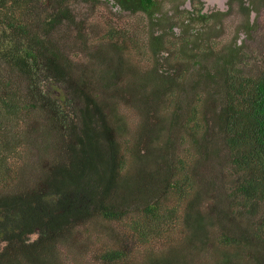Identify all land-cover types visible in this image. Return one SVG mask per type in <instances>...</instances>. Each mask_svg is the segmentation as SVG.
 Wrapping results in <instances>:
<instances>
[{"label":"trees","instance_id":"1","mask_svg":"<svg viewBox=\"0 0 264 264\" xmlns=\"http://www.w3.org/2000/svg\"><path fill=\"white\" fill-rule=\"evenodd\" d=\"M71 1L0 0V264H61L55 249L78 227L99 219L122 220L133 208V212L144 210L147 215L146 222L138 220L130 225L140 241L153 236L160 239L170 231L168 218L160 214L159 202L169 189L178 190L182 201L189 203L184 225L192 224L188 228L194 237L206 236L209 226L218 227L223 249L214 264H233L234 258L245 252L239 249L243 245L248 252L238 260L264 264V60L257 76H241L237 44L218 63L219 72L208 75L210 81L219 84L218 90L207 89L208 100L223 103L216 115L228 149L224 162L233 169L235 181L230 192L222 191L216 204L204 214L199 209L202 197L198 193L190 196L194 180L189 175L182 176L175 185L169 180L171 188L164 193L157 189L155 175H163L165 166L172 164L167 155L150 161L152 172L143 177L138 192L122 182L120 175L126 164L117 137L124 124L114 113H107L109 103L92 88L93 76L73 79L70 59L53 40L60 27L77 25ZM107 1L121 12L144 14L151 27L161 21L159 0ZM186 14L200 22L209 19L202 9ZM169 30L173 32V27ZM109 36L113 38L114 34ZM162 38L153 35L158 49ZM183 40L189 43L187 47L197 45V41L190 44L188 37ZM95 47L98 64L110 69L105 70L107 83L101 85L105 94L123 76L121 68L126 60L118 57L116 50L110 53L107 45L105 49ZM156 58L154 80H147L151 94L147 102L159 106L178 84L169 66L170 53L159 51ZM126 96L137 102L135 89H127L123 100ZM142 102L146 103L144 97ZM41 113L50 122L41 134L44 144L39 140L30 144L21 127L38 120ZM181 118L183 115L175 111L169 120L178 123ZM186 126L184 123L180 128L186 130ZM140 144L137 142L136 149ZM31 145L43 148L40 162L51 161L37 177L27 174L23 167ZM120 191L129 195L122 196ZM122 259L117 250L101 257L103 264H130L121 263ZM141 264L197 263L177 249L161 256L148 255Z\"/></svg>","mask_w":264,"mask_h":264},{"label":"rangeland","instance_id":"2","mask_svg":"<svg viewBox=\"0 0 264 264\" xmlns=\"http://www.w3.org/2000/svg\"><path fill=\"white\" fill-rule=\"evenodd\" d=\"M212 1L191 0L196 12L202 9L209 14L208 21L200 22L185 13L190 7L189 0H159L157 8L161 21L151 27L144 14L121 12L107 0L91 3L72 0L69 6L77 25L70 29L60 27L53 34V40L71 61L68 65L71 66L73 79L93 76L92 88L101 100L109 103L107 113H114L124 124L117 137L126 164L120 175L122 182L138 192L143 177L152 172L150 161L167 155L172 164L165 166L163 175H155L157 189L164 193L171 188L169 180L175 185L182 176L189 175L194 180L191 186L194 191L190 196L192 198L194 193H198L202 197L199 209L204 214L216 204L222 191L230 192L235 181L233 169L224 162L228 149L216 115L223 103H216L213 98L208 100L207 89L218 90L219 84L215 80L210 81L208 75L219 72L218 63L237 44L241 45L237 50L241 76H257L264 60V0H244V3L231 0L229 6V0H220L218 5H212ZM196 16L200 19L199 15ZM171 27L173 32L169 30ZM110 33L114 34L113 38ZM153 33L163 36L160 49L154 46ZM183 37H188L190 44L197 41V45L187 47L189 43H185ZM106 45L110 53L114 54L116 50L120 55L118 57L126 60V65H122L123 76L119 77L116 87L104 94L101 85L107 83L109 77L105 70L110 69L98 64L94 49H97L95 46L105 49ZM159 51L170 53L169 66L175 71L178 85L176 89H170L163 103L157 106L155 102H147V97H151L147 80H154ZM208 85L210 87L206 88ZM130 87L136 91L137 102L127 100V96L123 100V93ZM142 97L146 103L142 102ZM74 109L77 110L76 107ZM175 111L179 116L183 115L178 123L169 120ZM38 117L35 122L21 127L22 135L26 133L30 144L38 140L44 144L41 134L50 122L45 114L41 113ZM184 123L188 125L186 130L180 128ZM137 142L141 144L136 149ZM31 146L33 148L27 151V162L23 167L27 174L37 177L38 171L45 169L51 161L40 162L43 148ZM139 151L143 156L141 161ZM169 168L170 176L165 180ZM212 180L216 181L210 183ZM120 193L122 196L129 195L126 191ZM159 202L160 214L168 218L170 228L162 238L153 236L150 240L140 241L139 234L130 225L138 220L146 222L147 215L144 210L133 212V208L126 211L127 215L122 220L99 219L78 227L71 237H66L57 245L55 252L59 262L103 264L101 257L104 253L117 250L122 253L121 263L141 264L148 255L161 256L178 249L197 264H214L223 249L218 227L209 226L206 236L200 234L194 237L192 229L188 228L192 224L188 227L184 225L189 203L182 201L180 192L169 189ZM239 249L245 252L237 258L248 252L244 245ZM237 258H234L233 264L248 262L246 258Z\"/></svg>","mask_w":264,"mask_h":264},{"label":"flooded vegetation","instance_id":"3","mask_svg":"<svg viewBox=\"0 0 264 264\" xmlns=\"http://www.w3.org/2000/svg\"><path fill=\"white\" fill-rule=\"evenodd\" d=\"M196 1H198V0H196ZM200 1V0H199ZM201 1H203V0H201ZM231 0H229L228 1V4H230L229 2H230ZM189 4H190V7H189V9L186 11V12H190V10H193V11H195V9L191 6V0H189ZM212 5H215V4H220V0H213L212 1V3H211ZM241 7H243V6H241ZM185 12V13H186ZM178 30V29H177Z\"/></svg>","mask_w":264,"mask_h":264}]
</instances>
